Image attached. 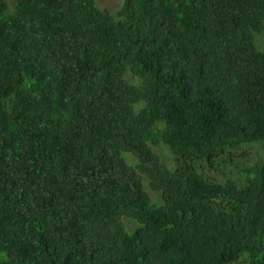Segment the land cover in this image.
<instances>
[{
	"label": "trees",
	"instance_id": "obj_1",
	"mask_svg": "<svg viewBox=\"0 0 264 264\" xmlns=\"http://www.w3.org/2000/svg\"><path fill=\"white\" fill-rule=\"evenodd\" d=\"M96 1L0 0V264H264V164L197 165L264 145V0Z\"/></svg>",
	"mask_w": 264,
	"mask_h": 264
},
{
	"label": "rangeland",
	"instance_id": "obj_2",
	"mask_svg": "<svg viewBox=\"0 0 264 264\" xmlns=\"http://www.w3.org/2000/svg\"><path fill=\"white\" fill-rule=\"evenodd\" d=\"M98 8L101 10H108L115 14L120 8L122 0H97ZM255 47L258 51H264V30L261 33H257L254 36ZM126 79L133 83L139 84L130 73L126 74ZM154 150L161 156L162 161L171 169L174 168L176 161L171 152L164 145L155 147ZM129 162H133V158H127ZM252 164H264V145L262 143L257 145L243 146L236 151H232L228 156V162L226 164H217L216 169L209 168L206 162L198 163V168L203 172L209 180L215 183H224L227 180L241 181L239 178V169L244 166ZM144 189L151 197L154 204L161 205V195L158 192L153 191L150 188L149 180L144 177ZM124 223L128 227L129 231H133L136 225L129 220H124Z\"/></svg>",
	"mask_w": 264,
	"mask_h": 264
}]
</instances>
